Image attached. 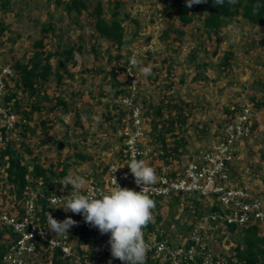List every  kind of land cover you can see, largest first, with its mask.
I'll return each instance as SVG.
<instances>
[{
  "label": "rangeland",
  "instance_id": "obj_1",
  "mask_svg": "<svg viewBox=\"0 0 264 264\" xmlns=\"http://www.w3.org/2000/svg\"><path fill=\"white\" fill-rule=\"evenodd\" d=\"M68 1L0 0V69L12 68L8 89L20 99L13 110L20 117L21 111H30L33 105L39 104L42 108L41 113H32L30 121L18 118L19 124L27 125L26 131L16 127L7 136L6 143L19 148L22 163L29 172L37 161L43 166L55 164L57 173L67 165L66 177L79 175L87 181L86 185L102 175V169L116 159L120 147L114 119L120 117L117 111L118 106L122 108L120 96L128 92L124 70L128 60L135 56L141 61L134 71L140 75L137 103L145 115L143 141L153 143L154 136H163L169 150L173 149L167 158L185 163L196 157L209 141L217 140L228 105L245 101L252 108V137L239 148L241 155L234 166L242 174L239 179L246 177L250 182L264 184V27L251 26L237 15L219 31L208 33L202 28V11L193 16L191 24L181 26L171 11L162 10L161 0H119L120 16L127 17L122 24L125 44L117 49L108 41H95L94 18L85 12L80 16L67 15L63 8ZM81 1L91 12L98 0ZM100 3L106 12L114 4L113 0H100ZM104 17L109 15L105 13ZM47 24L52 25L53 31L43 35L41 29ZM42 37L44 46L39 50L42 55L70 46L82 49L69 62L60 56L52 57V70L63 74L60 85L51 76L46 83L37 84L35 95L30 96L17 87L19 75L13 67L16 62L24 64L37 55L39 51L32 44ZM93 40L95 56L90 52ZM229 52L228 65L223 67ZM141 67H150L152 74L143 76ZM112 69L121 71L117 80L123 85L122 94H116L117 88L109 73ZM60 100L66 107L57 105L49 112L51 104ZM170 122L172 126L168 125ZM163 127L168 131L162 130ZM153 144L160 149L158 142ZM77 154L86 160H79ZM64 178L54 181L68 189L62 185ZM10 186L0 165V207L13 212L16 201L13 194H8ZM173 198L156 202L152 209L154 222H150L149 229H143L145 239H166L173 245L183 243L190 226L196 228L201 222L197 217L203 213L202 219L206 220L201 231L209 252L215 256L234 255L235 246L242 242V229L237 227L230 233L222 224L208 221L211 198L196 195ZM58 207H51L56 220L71 217L78 222L69 229L75 231L77 244L81 238L85 242L108 243L109 238L97 228L99 235L88 232L81 235L83 227L89 226L82 221L83 216ZM257 228L258 235L264 237V223ZM29 264L48 263L43 256H38Z\"/></svg>",
  "mask_w": 264,
  "mask_h": 264
},
{
  "label": "built area",
  "instance_id": "obj_2",
  "mask_svg": "<svg viewBox=\"0 0 264 264\" xmlns=\"http://www.w3.org/2000/svg\"><path fill=\"white\" fill-rule=\"evenodd\" d=\"M131 58L124 70L128 92L120 96L122 108L117 107L120 117L114 119L120 140L117 151H121L122 155L110 162L99 178L90 181L81 190L82 194H87L89 190L96 193L100 190L109 192L115 186V179L121 187L141 191L135 184L127 164L133 158L143 159L155 169L158 177L156 183L144 186V191L149 197L161 199L196 195L211 198L209 207L215 210L210 213L208 221L212 223L235 225L238 228L264 223L263 199L250 188L238 183L232 174L239 148L252 137L251 106L245 101L228 105L227 117L216 141H209L196 157L185 163L181 160L169 161L156 145L143 141L146 133L145 115L141 104L137 103L140 75L134 71L135 66L131 64ZM11 69H0V149L7 144L8 134L20 123L11 105H3L1 102L9 90ZM71 191L72 188L57 187L43 191L39 186L28 187L22 197L14 196L16 204L14 203L13 212L0 207V264H29L38 256H43L46 263L52 264V253L56 248L61 252L59 258L66 264H108L110 259L112 264H122L118 259H113L111 253L105 254V249L110 248L106 242H85L86 251L79 253L73 236L74 230H68V235L56 236L48 229L47 217L52 212L51 207L61 203L57 197H66ZM10 193L13 194L9 187L8 194ZM53 212L50 214L55 218ZM204 220L200 218V224L189 231L183 243L173 245L166 239H145L149 245L145 262L149 260L151 264L158 261L161 264H227L224 256H215L209 252L204 232L201 231ZM57 221H61L60 218ZM91 229L94 231L87 230L89 235H99L94 227Z\"/></svg>",
  "mask_w": 264,
  "mask_h": 264
},
{
  "label": "trees",
  "instance_id": "obj_3",
  "mask_svg": "<svg viewBox=\"0 0 264 264\" xmlns=\"http://www.w3.org/2000/svg\"><path fill=\"white\" fill-rule=\"evenodd\" d=\"M163 2L162 10L171 11L179 22L181 26H186L192 23L193 16L198 12L202 11L204 13V17L202 18V28L204 31L208 33L217 32L219 31L224 23L231 20L237 15H240L241 18L246 21L251 26L257 27H264V0H238V2L234 5H228L225 3L223 6H214L213 0H208L207 3H202L199 5H193L191 8L186 6V0H161ZM113 8L108 9L106 12L102 7L100 0L97 1L95 8L93 11L89 12V6L85 4L81 0H69L65 3L63 8L64 12L69 14H74L75 16H80L82 12H85L88 16H91L95 19L93 25V34L94 39L96 40H105L108 41L111 45H115L117 49L122 47L125 44L124 40V27L123 22L127 16L123 18L120 16V1L113 0ZM57 5L58 2H57ZM259 5L256 9L254 14V6ZM108 14L109 18H105L104 14ZM53 31L52 25L47 24L46 26L42 27L41 33L43 35H47ZM181 35L183 34L182 31L179 32ZM165 34V33H164ZM44 38H40L33 42L32 46L39 51L40 49L43 50L44 46ZM149 40V38H148ZM147 40V41H148ZM94 41V40H93ZM95 41L90 47V52L93 53L95 56ZM80 46H70L68 48H63L62 51H54V52H45V54H41V52H36L34 56L30 57L28 61L24 64H19L16 62L14 64L13 69L18 72L19 81L17 87L23 92L24 94H29L30 96H34L36 93V85L39 83H46L51 76H54L56 80V84L60 85L63 74L59 71H53L52 66L50 64V59L54 56H60L64 58L65 62L72 61L75 56L79 55L81 52ZM230 52L227 53L225 56L224 61L222 63L223 67L228 65ZM96 58V57H95ZM108 59H112L109 56ZM62 65V64H60ZM62 67V66H61ZM110 76L112 79V84L114 87L117 88L116 94H120L123 92V85L117 80V76L121 73V71L117 70H110ZM68 77L70 75L67 74ZM48 101V99H47ZM3 105H11L13 109H16L17 106L20 104V99L15 96L9 89L7 94L1 100ZM52 107L49 109V112L54 111L57 105L66 107V103L62 100L60 102H55L51 104ZM260 105V104H259ZM176 107V106H175ZM42 108L37 105H33L30 111H21L20 117H18V111H15V114L19 119L22 121H30L32 113H41ZM43 125L45 121L41 122ZM169 126H172L173 122H170ZM16 127L22 128V132L26 131L27 125L19 124ZM162 130L168 131L166 128L163 127ZM253 130V128H252ZM153 143L158 142L160 144V150L164 152V157L172 161L171 159L167 158L169 153L173 152L169 150L167 145V140L161 136L156 135L153 137ZM121 151H117L116 157L121 156ZM181 154H178V156ZM76 157L84 161L86 158L81 154H77ZM0 165L4 168L6 172V177L8 182L10 183V191L14 194L16 198L22 197V195L27 191V188H35L37 186L41 187L42 189L52 190L59 186L60 183L55 182L54 179L57 178H64L66 177V170L67 165H64L62 170L57 173L55 171L56 165L53 163L48 164V166H43L39 164L37 161L33 163L32 169L28 170V168L22 163V157L20 155L19 148H14L13 143H7L2 149H0ZM106 167L102 169V173H104ZM28 175L30 180L28 179ZM40 181V183H38ZM68 189H71L72 186H66ZM175 197V196H173ZM151 198V197H150ZM177 197L173 198L176 200ZM155 202L160 200V198H151ZM215 208H212V212ZM52 214V212H50ZM198 216L197 218H202ZM84 221V218H82ZM196 225V223H195ZM190 226L189 231H191L194 226ZM88 227L91 226L87 225L83 227L81 231V235L83 233H87ZM148 229L151 227L150 223L146 226ZM145 227V228H146ZM226 230L230 233H233L237 228L235 225H226L224 226ZM144 228V229H145ZM243 237L241 239V243L237 244L234 248V255L226 256V255H218L224 256L227 259V264H264V237H260L258 234V228L256 224L250 225L247 228H241ZM94 231L93 229H91ZM1 231H0V238H1ZM110 234H105L104 237L109 238ZM145 239V238H144ZM88 243V242H87ZM171 243V242H169ZM85 241L81 238L78 241V248L77 251L79 253H83L86 251ZM241 245V246H240ZM110 248L105 249V254H110ZM61 252L59 249H54L52 253V264H66L60 258ZM146 264H151L149 260L145 262ZM156 264H161L159 261ZM167 264V263H166ZM196 264H199L196 263Z\"/></svg>",
  "mask_w": 264,
  "mask_h": 264
},
{
  "label": "clouds",
  "instance_id": "obj_4",
  "mask_svg": "<svg viewBox=\"0 0 264 264\" xmlns=\"http://www.w3.org/2000/svg\"><path fill=\"white\" fill-rule=\"evenodd\" d=\"M207 2L208 0H186V6L191 8ZM237 2L238 0H213L214 6H223L225 3L234 5ZM258 7L259 5L254 6V14ZM131 64L138 66L141 61L133 56ZM139 70L145 77L152 74L150 67H141ZM127 168L141 191L121 187L115 179V186L109 192L100 190L96 193L89 190L87 194H82L81 190L87 181L79 175H69L64 178L62 185H71L72 191L66 197H57L61 202L58 208L82 215L85 223L97 228L101 235L110 234L108 244L113 259H118L122 264H145L149 245L144 239L143 229L154 222L152 209L155 202L146 194L144 186L156 183L158 177L155 169L143 159H131ZM77 223L71 217L63 221H57L50 213L47 217L48 229L56 236L68 235V230ZM108 264H112L111 259Z\"/></svg>",
  "mask_w": 264,
  "mask_h": 264
},
{
  "label": "crops",
  "instance_id": "obj_5",
  "mask_svg": "<svg viewBox=\"0 0 264 264\" xmlns=\"http://www.w3.org/2000/svg\"><path fill=\"white\" fill-rule=\"evenodd\" d=\"M240 151L241 150L239 149V151L237 153V156H236V159H235L234 162H236V160L239 158V155H241ZM234 165H235V163H233V167H232L233 173L232 174L236 178V180L239 181L241 185H244V186H246V187H248L250 189H253L254 190L253 192L259 194L261 196V198L263 199V201H264V184H261V182H259V181H258V183L256 181L250 182V179H246V177L239 179V176H242V174L238 173L236 171ZM255 185H257V186L255 187ZM258 185H260V186L258 187Z\"/></svg>",
  "mask_w": 264,
  "mask_h": 264
},
{
  "label": "water",
  "instance_id": "obj_6",
  "mask_svg": "<svg viewBox=\"0 0 264 264\" xmlns=\"http://www.w3.org/2000/svg\"><path fill=\"white\" fill-rule=\"evenodd\" d=\"M62 147V144L61 143H59V145H58V148L60 149Z\"/></svg>",
  "mask_w": 264,
  "mask_h": 264
}]
</instances>
